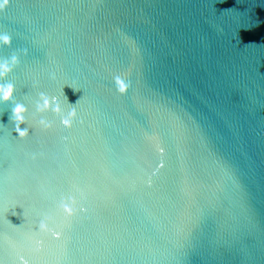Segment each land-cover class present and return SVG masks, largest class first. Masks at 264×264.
Here are the masks:
<instances>
[{"label":"water","instance_id":"obj_1","mask_svg":"<svg viewBox=\"0 0 264 264\" xmlns=\"http://www.w3.org/2000/svg\"><path fill=\"white\" fill-rule=\"evenodd\" d=\"M3 34L0 264H264V0H9Z\"/></svg>","mask_w":264,"mask_h":264},{"label":"clouds","instance_id":"obj_2","mask_svg":"<svg viewBox=\"0 0 264 264\" xmlns=\"http://www.w3.org/2000/svg\"><path fill=\"white\" fill-rule=\"evenodd\" d=\"M8 5H9V0H0V11H4L8 7ZM11 46H12L11 37L7 34L0 35V49L10 48ZM18 64H19V58L15 54L12 55L10 59H5L3 62H0V80H7L9 75L13 72L14 68ZM115 85L117 91L120 94L123 95L124 93H126L128 84H126L121 77L117 76L115 78ZM73 89L74 91H78L75 88ZM14 94H15V86L13 83L0 84V103H4V104L12 103L14 100ZM40 101H41L40 103L36 104V111L38 113H45L51 111L61 118L60 123L63 125V127L68 129L72 127L73 121L76 120L77 118V111L75 107H72L71 110L68 111L67 115L65 116L62 112L61 105L57 101L56 97L49 98L47 95L41 93ZM11 112H12L11 120L12 123L14 124V131L17 134V137L20 140L27 139L29 136V130L27 127L25 128L21 127V125H25L27 123L25 118L27 114V108L21 103H15L13 108L11 109ZM40 123L45 128L51 127V125L44 120H41ZM62 211L67 217H71L74 215L73 208L70 207L68 204L62 205ZM40 229L45 232L48 231V228L44 223L40 224ZM54 235H56L57 237L59 236L58 233H54Z\"/></svg>","mask_w":264,"mask_h":264}]
</instances>
